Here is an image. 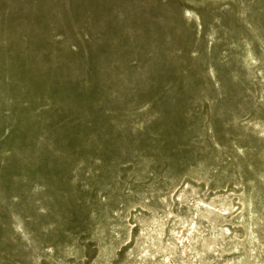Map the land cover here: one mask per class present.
Here are the masks:
<instances>
[{"label": "rangeland", "instance_id": "rangeland-1", "mask_svg": "<svg viewBox=\"0 0 264 264\" xmlns=\"http://www.w3.org/2000/svg\"><path fill=\"white\" fill-rule=\"evenodd\" d=\"M0 264H264V0H0Z\"/></svg>", "mask_w": 264, "mask_h": 264}]
</instances>
